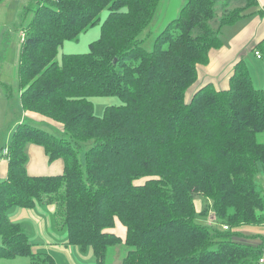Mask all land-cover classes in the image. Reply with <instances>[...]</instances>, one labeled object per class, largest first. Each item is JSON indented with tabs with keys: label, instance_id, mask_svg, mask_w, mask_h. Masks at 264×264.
<instances>
[{
	"label": "trees",
	"instance_id": "1",
	"mask_svg": "<svg viewBox=\"0 0 264 264\" xmlns=\"http://www.w3.org/2000/svg\"><path fill=\"white\" fill-rule=\"evenodd\" d=\"M162 1L35 0L27 6L31 17L16 68L21 108L65 136L19 122L3 147L0 258L56 264L51 254L33 252L24 229L8 217L12 207L54 204L65 244L90 249L94 264H109V249L118 245L128 248L120 264H260L264 236L237 229L264 224L257 182L264 174V87L253 85L242 59L224 89L199 85L198 69L222 45L223 26L251 9L263 14L264 6L219 0L218 16L217 0H185L146 50L139 36ZM103 10L100 36L88 52L63 55L58 63L62 43L96 24ZM253 50L264 58V39ZM109 95L122 104L96 116L90 98ZM88 141L82 167L78 147ZM28 144L41 146L49 161L61 159L62 172L30 175ZM193 193L210 202L220 228L195 222Z\"/></svg>",
	"mask_w": 264,
	"mask_h": 264
},
{
	"label": "rangeland",
	"instance_id": "2",
	"mask_svg": "<svg viewBox=\"0 0 264 264\" xmlns=\"http://www.w3.org/2000/svg\"><path fill=\"white\" fill-rule=\"evenodd\" d=\"M34 1L35 0H4L0 4V7H4L6 11L4 19H2V14L0 13V130H3V138L8 132V125L11 126L14 121L19 120L22 112L18 96L19 82L16 75V68L18 64L19 50L22 42L23 28L31 17V12L26 11V8ZM170 1L171 5L168 6L167 9H165V6H161V8L158 9V13L156 14L154 22L150 24L148 28H146V30H144L139 36V38L143 40L142 46L146 50L152 49L153 42L158 33L164 28L165 24L175 16V7H181L185 3V0ZM215 7L219 16L221 12L220 1L216 3ZM106 15L107 11L103 10L99 15V21L92 27H89L86 31L81 32L78 35L77 39L65 40L58 48L55 60L58 63H61L63 55L88 52L90 43L98 39V37L100 36L101 24ZM211 23L213 27L217 26L215 21H212ZM251 57L253 58V60H255L253 64L251 63L252 60L246 62L248 66L251 65V68L253 70V72L251 73L252 82L256 88H263L264 71H262V73L257 71L256 65H258L257 63H259L264 66V58L259 59L256 55L254 56V54H252ZM251 68L249 67L250 70ZM7 91H9L10 96H7ZM90 100L93 103L94 114L99 117L103 115V112L107 106L122 104L121 99L115 95L92 96ZM21 122H28L57 136H65L60 130L55 129L44 122L37 123L27 118L22 119ZM261 139L263 140L264 136H262ZM91 145L92 141H88L85 143H81L78 147L79 158L82 167H84V153ZM2 157L7 160L5 156L2 155ZM263 179L264 174H259L257 182L261 186L262 192L264 193ZM193 200L196 208L195 222L213 228H220L218 221L213 216L210 202L207 201L199 193H193ZM203 208L208 209L206 214L200 213ZM58 221L59 219H55V215L53 213L51 225L53 226V230L55 231V233H57V235H60L61 231L65 232V229H60L61 225L58 223ZM237 230H239L240 232L250 231L254 234L264 235V224L254 226L243 225ZM115 249H118L119 252H116L117 250ZM127 250L128 248L126 247L111 249L107 257V263L120 264L121 258L122 256H124ZM33 252L45 251H37L34 246ZM79 254V258L83 260H86L85 258L92 257L90 249H87L84 254L81 252H79ZM60 257L61 256L57 257L58 264H68L67 261H70L67 255L66 260H61ZM72 260L75 261L76 257L73 256ZM29 262L30 258L27 256H19L15 258H0V264H29Z\"/></svg>",
	"mask_w": 264,
	"mask_h": 264
},
{
	"label": "crops",
	"instance_id": "3",
	"mask_svg": "<svg viewBox=\"0 0 264 264\" xmlns=\"http://www.w3.org/2000/svg\"><path fill=\"white\" fill-rule=\"evenodd\" d=\"M3 1L4 0H2L0 4ZM257 2L258 8H262L264 6V0H257ZM170 5V0L162 1V6H165V9H167V7ZM179 9V6L175 7V16L177 15ZM254 10L255 9L249 10L250 14L238 20L236 23L222 27L219 36L222 45L219 48L211 49L208 63L206 65L200 66L198 69L199 85H202L206 82H211L219 89L226 88L233 64L241 59L246 63L251 76L253 70L251 65L248 66L246 61L252 60L251 63L253 64L255 61L251 57L252 54L255 56L253 49L255 45L264 39V13H253ZM0 13L2 14V19H4L6 15L4 7H0ZM258 58L262 59L261 57ZM257 64L256 70L262 73V71H264V66L259 63ZM25 118L29 120L32 119L33 121L38 120L37 116L30 113H25L22 110L19 120L14 121L11 126L8 125V132L4 137L5 139L3 138V130H0V180L4 179L7 173V160L2 157L4 152L3 147H6V145L9 143L11 133L15 126ZM26 153V170L30 175H50L62 172V160L56 159L54 161H49L41 146L28 144L26 147ZM54 211V204H37L33 208L24 209H21V207H12L8 210V217L11 221L20 224L24 229L30 242L32 243V251L35 246L37 251H45L46 253L51 254L56 264H58L57 257L61 256V260H66V255L70 260L67 261L68 264H94L93 255L92 257L85 258L86 260L80 259L79 252L84 254L86 251L80 250L77 246L65 244L66 232L61 231L60 235L55 233L53 226L51 225L52 214ZM115 231L120 235L124 234V228L119 222L116 224ZM242 233L245 235H260L254 234L250 231H245ZM252 241L256 242V240ZM118 247L125 246H114L110 248L109 251ZM115 250H117L116 252H119L118 249ZM73 256L76 257L75 261L72 260Z\"/></svg>",
	"mask_w": 264,
	"mask_h": 264
},
{
	"label": "built area",
	"instance_id": "4",
	"mask_svg": "<svg viewBox=\"0 0 264 264\" xmlns=\"http://www.w3.org/2000/svg\"><path fill=\"white\" fill-rule=\"evenodd\" d=\"M22 39H23V33H22ZM255 55L257 57H260V54L257 51H255ZM223 228L226 229V226H223ZM260 264H264V255L260 258Z\"/></svg>",
	"mask_w": 264,
	"mask_h": 264
},
{
	"label": "bare ground",
	"instance_id": "5",
	"mask_svg": "<svg viewBox=\"0 0 264 264\" xmlns=\"http://www.w3.org/2000/svg\"><path fill=\"white\" fill-rule=\"evenodd\" d=\"M259 53V52H258ZM7 150V149H6Z\"/></svg>",
	"mask_w": 264,
	"mask_h": 264
}]
</instances>
